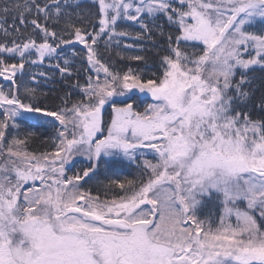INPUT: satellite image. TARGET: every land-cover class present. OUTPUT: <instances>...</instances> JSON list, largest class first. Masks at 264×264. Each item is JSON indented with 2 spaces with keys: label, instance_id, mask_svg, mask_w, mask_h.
<instances>
[{
  "label": "snow or ice",
  "instance_id": "1",
  "mask_svg": "<svg viewBox=\"0 0 264 264\" xmlns=\"http://www.w3.org/2000/svg\"><path fill=\"white\" fill-rule=\"evenodd\" d=\"M0 264H264V0H0Z\"/></svg>",
  "mask_w": 264,
  "mask_h": 264
},
{
  "label": "trees",
  "instance_id": "2",
  "mask_svg": "<svg viewBox=\"0 0 264 264\" xmlns=\"http://www.w3.org/2000/svg\"><path fill=\"white\" fill-rule=\"evenodd\" d=\"M33 147H35V148H40V147H42V146H40V145H34Z\"/></svg>",
  "mask_w": 264,
  "mask_h": 264
}]
</instances>
